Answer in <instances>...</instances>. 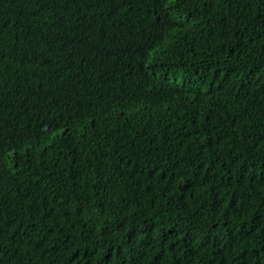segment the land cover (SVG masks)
<instances>
[{"label": "trees", "instance_id": "trees-1", "mask_svg": "<svg viewBox=\"0 0 264 264\" xmlns=\"http://www.w3.org/2000/svg\"><path fill=\"white\" fill-rule=\"evenodd\" d=\"M0 264H264V0H0Z\"/></svg>", "mask_w": 264, "mask_h": 264}, {"label": "clouds", "instance_id": "clouds-1", "mask_svg": "<svg viewBox=\"0 0 264 264\" xmlns=\"http://www.w3.org/2000/svg\"><path fill=\"white\" fill-rule=\"evenodd\" d=\"M108 29V28H107ZM114 31L112 30H109V41H110V38L114 36Z\"/></svg>", "mask_w": 264, "mask_h": 264}]
</instances>
